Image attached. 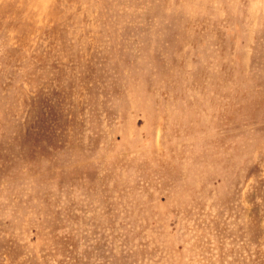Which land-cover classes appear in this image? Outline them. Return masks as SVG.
Segmentation results:
<instances>
[{
  "label": "rangeland",
  "instance_id": "374dc122",
  "mask_svg": "<svg viewBox=\"0 0 264 264\" xmlns=\"http://www.w3.org/2000/svg\"><path fill=\"white\" fill-rule=\"evenodd\" d=\"M0 264H264V0H0Z\"/></svg>",
  "mask_w": 264,
  "mask_h": 264
}]
</instances>
